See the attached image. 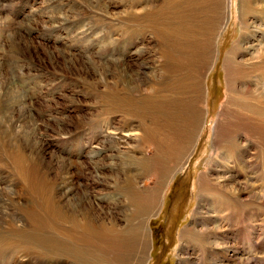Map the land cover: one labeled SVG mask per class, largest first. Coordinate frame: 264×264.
Returning <instances> with one entry per match:
<instances>
[{"label":"rangeland","instance_id":"1","mask_svg":"<svg viewBox=\"0 0 264 264\" xmlns=\"http://www.w3.org/2000/svg\"><path fill=\"white\" fill-rule=\"evenodd\" d=\"M163 1L0 0V264L63 263V258L39 256L35 247L20 240L24 229L35 226L34 219L40 237L42 232L55 235L54 228L61 224L54 220L55 202L70 211L67 218L84 214L87 226L98 234L114 221L116 238L127 241L135 215L129 218L118 201L124 171L127 165L133 169L131 164L143 174L145 185L140 186L154 197L146 203L145 215H137L138 222L150 218L147 264H177L183 252L184 264H264V71L260 64L252 72L245 70L258 62L262 51L264 32L259 26L264 25V12L258 3L263 0L252 3L254 12L247 17H242V0H220L212 6L210 0H198L203 20H212L211 7L217 9V35L211 42L215 53L198 77L199 131L192 149L179 166L187 149L177 159L171 150L166 176L162 165L145 171L138 160L131 161L128 156L135 154L136 145L121 139L128 126L125 111L111 108L106 99L110 93H126L132 101L150 95L153 68L164 64L152 32L162 24ZM244 25L247 41L241 37ZM238 47L240 79L249 85L247 96L263 109L250 119L258 135L251 136L243 126L237 133L240 141L233 140L237 158L222 168L215 130L226 112L224 60ZM177 117L169 137L182 146L189 143L192 126L190 132L180 129L185 116ZM179 131L183 136L176 137ZM143 148L150 157V148ZM206 173L229 198L232 212L223 211L210 197L201 199L200 180ZM165 178V185H159ZM232 192L237 197L232 198ZM156 201L157 213L151 214L155 208L150 203ZM62 224L69 231L62 233L86 252L82 234L87 233L69 219ZM191 227L204 244H182V234ZM73 241L64 244L70 252ZM92 250L93 255L101 251L100 243L93 242ZM70 255L64 262L71 263ZM131 255L135 262L143 258L140 250Z\"/></svg>","mask_w":264,"mask_h":264},{"label":"bare ground","instance_id":"2","mask_svg":"<svg viewBox=\"0 0 264 264\" xmlns=\"http://www.w3.org/2000/svg\"><path fill=\"white\" fill-rule=\"evenodd\" d=\"M210 1L211 6L215 3H220V0ZM221 1L223 3L224 0ZM252 3L255 4L258 2L257 0H242V17H247L254 12ZM258 5L260 11L264 12V0L262 3H258ZM211 13L212 20H203L199 18L198 0H164L162 16L160 15L162 24H156V27L152 29L154 30L152 31L153 34H155L154 36L157 38L156 46L158 50L161 48V51L158 53L156 52V54L161 56L164 64L161 66L155 65L153 68V82L151 81L152 87L149 90L150 95L146 98L142 97L143 99L137 101H132L126 93L125 95L123 94L122 97L117 93H110L111 95L106 97V99L112 103V105H110L111 108L125 111L123 117L127 118L128 121L126 122L128 126L126 130H124L125 134L124 136L122 135L121 139L134 142L136 145L135 154L128 157L131 161L135 160L137 162L138 160L141 163L142 170L149 171L153 166L162 165L161 170L164 176H166L170 173L168 167L173 157L171 150L177 159V154H179L181 158L183 151L187 149V153L178 164L179 166L185 161L192 149L190 143L194 142L197 132L199 131V123L198 126H196L199 121H197L198 115L195 112V101L197 98L195 94L200 92L198 88V77H200L199 73L201 69L208 65L215 53V50L214 52L211 51V46H213L211 42L213 38L216 39L217 35V30H213V23H217L214 20L217 16V9H212L211 7ZM259 28H262L261 30L263 31L261 32H264V25H260ZM243 29L244 33L241 37L242 40L244 39L247 41V25H244ZM260 45L262 46V48H260L262 51L260 53L258 52L259 54L256 56H259L258 62L248 65L247 67L249 68H245L246 71L252 72L251 68L258 66V64H260V70L264 71V43ZM241 50L242 47L231 50L226 54L224 60V71L228 84L227 101L224 103L226 112L223 118L220 119L215 130L216 138L217 135L220 136L218 143L221 147L216 152V155L220 156L221 162H219V164L222 165V168H224L227 162H230L232 157L237 158L234 149L237 140H235V143L233 140L236 138L240 141L237 133L242 130L243 126L249 128L248 131L251 136L258 135V126L255 125L256 123H253L254 121L251 122L250 119L253 120L260 113V108L263 109L261 107L263 105H259V103L254 102V98L247 96L250 91L249 85L246 80L243 81L240 79L243 70L241 63L238 62L239 59L237 54L238 52L241 53ZM253 59L256 58L254 57ZM155 61V64L159 62L157 59ZM162 70L166 75H164V77L161 75L163 73ZM164 78H167V80H164ZM261 83L264 85V77L261 79ZM227 111H229V113H227ZM179 113L185 116L183 118V124L179 128H186L190 132V127L192 126V131L189 134L190 138L188 139L190 141L188 144L186 142V144L182 146L176 145L175 142L172 141V138L169 137V135H171L170 132H175L179 120V117H177ZM261 118L264 119V113H262ZM131 120L135 123L134 129L130 126L132 123ZM181 132L182 131H179L176 137L183 136ZM144 146L150 148V157H148L149 154H144ZM222 151L224 152L222 153ZM128 166L130 165H127L124 171L123 187L120 192V196L123 200L120 197L118 201L120 208L123 209L125 213L129 214L127 215L129 218L135 215L134 222H130L131 226H129V230L126 232L125 237L128 239L127 241L116 238V224L114 221L109 220L108 225H105V228H103V232L101 231V234H98L87 226V220H85L84 214L75 212L77 216L71 215L67 218L70 211L63 209L61 204H57L56 202L52 205L53 216L54 220L61 224L59 227L54 228L56 230H54L55 235L53 236L51 233L46 235L42 232V236L40 237L38 235L40 234V228L34 219L35 226L29 228V226L26 225L29 229L28 231L24 229L25 235L24 237L21 236L20 240L27 245L35 247L32 248V250L36 253L38 252L39 256H44L46 258H63L65 261L64 258H67L68 253H70L71 263L64 261L62 263L61 261L60 264H105L104 262L110 264H138V262L147 264V255L151 242V234L148 227L150 218L138 222L139 216L137 215H145L146 203H148L149 200H153L154 197L148 192V189L140 186V184L143 186L145 185L143 174L134 168L132 164L131 166L133 169L130 167L128 168ZM208 175V173L204 174L200 180L201 199L210 197L211 202L218 205V207L220 206L223 211L232 212L230 209L231 201L226 197V194H220L219 188L211 184L212 181H210V176L208 177ZM166 179L167 178L162 182L160 181L158 184L165 185ZM114 191H118L119 195V186L116 184L114 186ZM234 197H237L235 192L232 198ZM156 204L157 201L150 203V205L155 208L151 214L157 213L159 204L158 206ZM48 206L47 204V208ZM68 219L70 223L76 225L81 232L87 233L82 234L85 244L88 245L86 252L79 251L75 245V241H73L74 239L62 233L69 232L68 228L64 227L62 224L64 223L66 225ZM102 227H104V225ZM38 238L40 239L36 241ZM70 241H73L70 243L72 248L71 252L64 246V244ZM93 242L100 243L101 251L95 253L96 255H93ZM181 242L182 244L186 243L188 245L193 243L204 244V239L198 236L194 228L191 227L184 231L181 236ZM139 250L143 258L135 262L134 255L131 254H136ZM126 253L130 254L125 256ZM185 258L183 252L179 255L177 264H184L185 262L183 263V260ZM37 262H39V260Z\"/></svg>","mask_w":264,"mask_h":264}]
</instances>
